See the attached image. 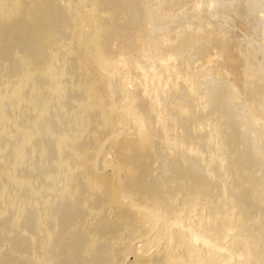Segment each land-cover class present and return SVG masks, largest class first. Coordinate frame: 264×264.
Returning <instances> with one entry per match:
<instances>
[{"label":"bare ground","instance_id":"obj_1","mask_svg":"<svg viewBox=\"0 0 264 264\" xmlns=\"http://www.w3.org/2000/svg\"><path fill=\"white\" fill-rule=\"evenodd\" d=\"M178 1L0 0V264H264L254 75ZM219 3L260 28L264 0Z\"/></svg>","mask_w":264,"mask_h":264},{"label":"rangeland","instance_id":"obj_2","mask_svg":"<svg viewBox=\"0 0 264 264\" xmlns=\"http://www.w3.org/2000/svg\"><path fill=\"white\" fill-rule=\"evenodd\" d=\"M137 2H139V3H137ZM219 2H220V0H192L190 3H181L178 1L177 3L173 2V5H172L173 7L171 6L170 11L168 10V12H171L170 14H171L172 18L177 20V23H176L177 31L185 30L187 28L190 29L191 25L194 24V26H195L196 21H198L200 18L207 17V18L214 20L213 29L216 32L217 37L220 40H222V45L226 49L230 50L228 56H230V54H231V56L234 55L233 57H234L235 63H238L236 65H234V64L232 65V66H235V67H233V69L234 68H241V65H243V66L245 65L246 67L248 66L247 69L250 70L249 71L250 76L254 75V76H252L253 78L251 77L252 80L251 79L248 80L246 78L239 77V76H242V75H239L238 77L237 76L232 77V81L235 82V85L239 89H241V86H243V88L241 90H242L243 94H246L248 96V99H247L248 101L247 102L245 101L246 104L253 106L257 110L258 109H264L263 108L264 107V75L262 76V74L259 71V69H262V68L264 70V56H262V53L264 51V40H263L264 39V11L259 13V17L261 19L260 28L258 30H255L249 25L248 22H246L242 18L237 17L234 13H231L230 11H228L225 8H223L222 6H220ZM136 4L137 5L140 4V5H138L139 7H141V5H142L140 3V1H136ZM174 4H178V5H175L176 6L175 7ZM118 11H120V9H118ZM166 14L168 16L170 15L169 13H167V11H166ZM136 19L137 20L139 19L138 21H141L140 19H142V18L140 16V14L137 15ZM198 25L200 27H199V29H197V31L201 30V29L202 30L208 29V27L205 28V26L203 24H198ZM188 29L185 31H190ZM237 49L239 50V52H241V54L243 56L246 55L245 56L246 58L242 57L239 59L240 53L238 54ZM214 52H216V51H214V49L210 45H207L203 50H199V51H197V50L194 51L192 49L187 50L185 56L188 58V60L190 61V63L193 66H199L198 69L203 71L206 75H214V74H217L218 72L221 71V69L219 67L211 68L209 66H203L205 64L204 62L206 61V59H208L209 57H213L212 55L215 54ZM243 53H245V55ZM235 55H236V57H235ZM217 56H215L217 59L215 57L212 59L222 61V59L219 58V55H217ZM231 56H230V58H231ZM233 57H232V59H233ZM235 58H237V59H235ZM238 59H239V62H238ZM244 60H246V62L247 61L252 62V64L251 63L248 64V62L246 63ZM237 65H239V67H237ZM232 72L234 74V71H232ZM257 73H258V75H257ZM233 74L231 73V75H233ZM247 75H248V73H247ZM255 78H256V80H255ZM238 79L241 82H239ZM246 81H247V83H246ZM254 82H256V84H254ZM258 82H259V84H258ZM250 83H252L251 86L249 85ZM246 86H247L248 90H247ZM248 86H250V87H248ZM250 89H252V90H250ZM249 90L251 92H253L252 95H250L251 92L249 93ZM253 97H254V99H253ZM261 105H263V106H261ZM260 118H262V117L261 116L257 117L258 120ZM261 122H264L263 118H262ZM251 129H253V128L248 129L249 135L252 134V132L249 131ZM192 214H194V213H192ZM257 222H258L257 223L258 226H260L263 223L260 220H257ZM249 233H250V231H246L245 235L250 238ZM3 249H4V251H3ZM2 251H3V257L5 259L9 258L13 252V250L11 251L10 248L9 247L7 248L6 245H4L2 247ZM5 255H10V256L6 257ZM21 264H29V263L27 261H23Z\"/></svg>","mask_w":264,"mask_h":264}]
</instances>
